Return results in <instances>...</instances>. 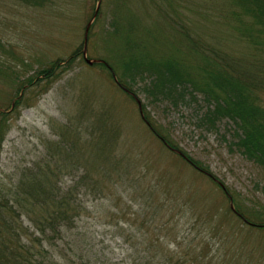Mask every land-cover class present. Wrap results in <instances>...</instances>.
I'll return each instance as SVG.
<instances>
[{
  "label": "rangeland",
  "instance_id": "rangeland-1",
  "mask_svg": "<svg viewBox=\"0 0 264 264\" xmlns=\"http://www.w3.org/2000/svg\"><path fill=\"white\" fill-rule=\"evenodd\" d=\"M117 1L43 0L37 6L0 0V111H6L0 119V206L18 226L30 227L12 206L22 186L48 175V183L65 193L85 176L97 190L78 188L84 207L78 224L88 236L78 251L84 259L74 258V222L49 243L64 264H174L182 257L186 264H264V229L229 214L222 193L223 186L246 213L264 218V173L234 145L232 123L206 121L199 94L173 105L148 99L135 86L133 98L97 66L114 49L100 34L120 11ZM132 1L154 10L168 6L163 24V12L147 19L165 25L168 47L185 43L169 28L171 19L192 38L224 50L232 65L250 66L248 45L219 17L235 10L230 0ZM71 56L64 68L52 67ZM258 93L264 107V87ZM144 115L176 148L152 132ZM181 151L217 181L182 159Z\"/></svg>",
  "mask_w": 264,
  "mask_h": 264
},
{
  "label": "trees",
  "instance_id": "trees-1",
  "mask_svg": "<svg viewBox=\"0 0 264 264\" xmlns=\"http://www.w3.org/2000/svg\"><path fill=\"white\" fill-rule=\"evenodd\" d=\"M21 1L28 5L43 4V0ZM161 1L165 3V0ZM174 2L177 0L168 1L169 4ZM230 3L235 10L220 14L219 17L222 22H229L234 36L248 45V59L252 61H248L250 66L247 68L232 65L224 50L212 48L200 39L192 38L185 25L171 19L169 28L177 31L178 40H185V43L178 49L171 44L168 47L162 38L165 25L159 27L158 23L154 25L147 22V19L155 20L157 11L165 14L161 17L163 24L168 17V6H156L154 10L149 6L150 3H144L147 6L144 8L138 5V1L133 4L132 0L117 1L116 7L120 11L113 14L108 29L100 34L105 38L106 47L114 49L107 52V59H102L97 66L115 77L117 85L133 98H137L133 90L135 86H139V91L148 99H163L173 105L195 100L198 94L201 95L207 109L204 119L212 126L223 119L230 121L234 127V145L264 173V107L258 93L264 87V0H230ZM99 14L100 10L97 19ZM72 59L71 56L63 61L65 65L54 63L52 67L64 68ZM43 72L46 73V70ZM18 102L15 101V104ZM4 114L6 111H0L1 120ZM143 120L166 146L176 148L149 115H144ZM180 153L179 156L192 167L217 181L209 169L185 152ZM47 177L36 178L34 182L22 186V196L16 195L15 203L12 204L25 213L33 229L31 233L30 227L26 228L22 223L17 225L18 218L11 217L4 210L6 206H0V264H64V256L60 252H52L49 243L52 240L51 243H54L63 231L71 228L73 222L74 258L77 256L84 259L78 255V251L83 250L88 236L87 231L78 224L84 207L77 194L81 187L97 190L96 184L82 176L74 187L62 193L56 184L48 183ZM222 190L235 210L233 212L229 208V214L251 227L264 229V218L261 215L255 211H252V215L251 211L246 213L234 193L223 186ZM9 209L12 211L13 207ZM34 233H38L39 237L34 236ZM22 234L25 235L24 241L21 239ZM186 263L187 260L182 257L174 264Z\"/></svg>",
  "mask_w": 264,
  "mask_h": 264
},
{
  "label": "water",
  "instance_id": "water-1",
  "mask_svg": "<svg viewBox=\"0 0 264 264\" xmlns=\"http://www.w3.org/2000/svg\"><path fill=\"white\" fill-rule=\"evenodd\" d=\"M99 2H100V0H99ZM99 2H98V4H99ZM99 6V5H98ZM98 12V7H97V10H96V13ZM85 50V49H84ZM89 64H91L92 63V61H87Z\"/></svg>",
  "mask_w": 264,
  "mask_h": 264
}]
</instances>
